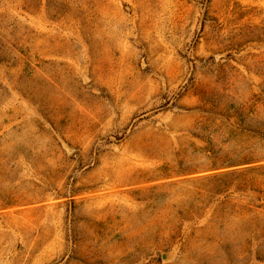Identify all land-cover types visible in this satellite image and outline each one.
I'll list each match as a JSON object with an SVG mask.
<instances>
[{"label":"rangeland","instance_id":"1","mask_svg":"<svg viewBox=\"0 0 264 264\" xmlns=\"http://www.w3.org/2000/svg\"><path fill=\"white\" fill-rule=\"evenodd\" d=\"M247 158L264 0H0V264H264Z\"/></svg>","mask_w":264,"mask_h":264},{"label":"trees","instance_id":"2","mask_svg":"<svg viewBox=\"0 0 264 264\" xmlns=\"http://www.w3.org/2000/svg\"><path fill=\"white\" fill-rule=\"evenodd\" d=\"M261 162V160L251 158L238 163L229 162L224 167L214 168V171L205 177L211 191L224 198L220 201L223 208L235 205L227 196L232 188L235 192L258 191L254 186L255 183L259 178L264 180V163ZM261 205H255V207L259 208Z\"/></svg>","mask_w":264,"mask_h":264}]
</instances>
